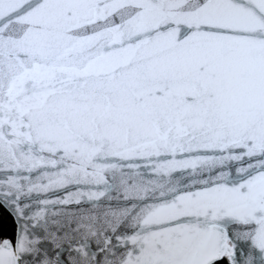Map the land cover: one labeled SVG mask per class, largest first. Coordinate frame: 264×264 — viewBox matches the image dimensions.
Masks as SVG:
<instances>
[{"label":"snow or ice","instance_id":"1","mask_svg":"<svg viewBox=\"0 0 264 264\" xmlns=\"http://www.w3.org/2000/svg\"><path fill=\"white\" fill-rule=\"evenodd\" d=\"M0 264H264V0H0Z\"/></svg>","mask_w":264,"mask_h":264}]
</instances>
